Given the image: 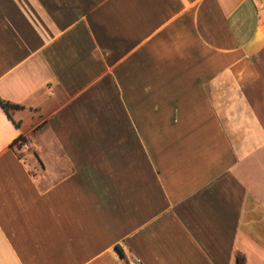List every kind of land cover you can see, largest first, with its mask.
<instances>
[{
	"label": "crops",
	"instance_id": "crops-1",
	"mask_svg": "<svg viewBox=\"0 0 264 264\" xmlns=\"http://www.w3.org/2000/svg\"><path fill=\"white\" fill-rule=\"evenodd\" d=\"M0 264H264L263 0H0Z\"/></svg>",
	"mask_w": 264,
	"mask_h": 264
},
{
	"label": "trees",
	"instance_id": "trees-1",
	"mask_svg": "<svg viewBox=\"0 0 264 264\" xmlns=\"http://www.w3.org/2000/svg\"><path fill=\"white\" fill-rule=\"evenodd\" d=\"M0 102L2 104V106L5 108L6 111H10L12 108H16V107H20L19 105L17 104H13V103H10L8 101H4V100H1L0 99Z\"/></svg>",
	"mask_w": 264,
	"mask_h": 264
},
{
	"label": "built area",
	"instance_id": "built-area-1",
	"mask_svg": "<svg viewBox=\"0 0 264 264\" xmlns=\"http://www.w3.org/2000/svg\"><path fill=\"white\" fill-rule=\"evenodd\" d=\"M263 5H264V0H263ZM128 264H140V260L138 258H134L131 261H129Z\"/></svg>",
	"mask_w": 264,
	"mask_h": 264
}]
</instances>
